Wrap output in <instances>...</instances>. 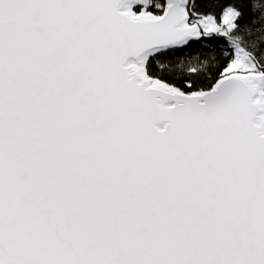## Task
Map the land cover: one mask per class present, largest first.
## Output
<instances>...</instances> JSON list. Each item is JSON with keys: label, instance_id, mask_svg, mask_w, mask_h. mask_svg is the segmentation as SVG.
Returning a JSON list of instances; mask_svg holds the SVG:
<instances>
[{"label": "snow or ice", "instance_id": "6c2138e0", "mask_svg": "<svg viewBox=\"0 0 264 264\" xmlns=\"http://www.w3.org/2000/svg\"><path fill=\"white\" fill-rule=\"evenodd\" d=\"M0 264H264V0H0Z\"/></svg>", "mask_w": 264, "mask_h": 264}]
</instances>
